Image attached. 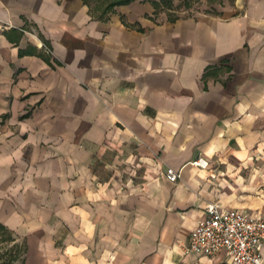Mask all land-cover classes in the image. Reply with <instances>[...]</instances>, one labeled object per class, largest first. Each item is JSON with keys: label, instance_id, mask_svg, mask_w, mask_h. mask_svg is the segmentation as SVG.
<instances>
[{"label": "crops", "instance_id": "0c3cea01", "mask_svg": "<svg viewBox=\"0 0 264 264\" xmlns=\"http://www.w3.org/2000/svg\"><path fill=\"white\" fill-rule=\"evenodd\" d=\"M102 8L0 0V225L18 264H230L184 247L207 203L264 218V0Z\"/></svg>", "mask_w": 264, "mask_h": 264}, {"label": "built area", "instance_id": "2783aa9c", "mask_svg": "<svg viewBox=\"0 0 264 264\" xmlns=\"http://www.w3.org/2000/svg\"><path fill=\"white\" fill-rule=\"evenodd\" d=\"M4 28L0 25V32ZM164 176L168 181L176 182L180 179V171L166 168ZM263 245L264 218L210 202L190 231L184 250L209 257L224 254L230 264H264Z\"/></svg>", "mask_w": 264, "mask_h": 264}, {"label": "rangeland", "instance_id": "374dc122", "mask_svg": "<svg viewBox=\"0 0 264 264\" xmlns=\"http://www.w3.org/2000/svg\"><path fill=\"white\" fill-rule=\"evenodd\" d=\"M102 0H90L91 8L97 5L102 7ZM104 1V0H103ZM102 1V3H104ZM157 2L156 8L160 10H171L174 15H180L185 11L217 13L232 3V0H171L167 5L166 0H151ZM1 232V231H0ZM22 240L14 237L10 232L0 233V264H18L22 259L23 254Z\"/></svg>", "mask_w": 264, "mask_h": 264}, {"label": "trees", "instance_id": "16d2710c", "mask_svg": "<svg viewBox=\"0 0 264 264\" xmlns=\"http://www.w3.org/2000/svg\"><path fill=\"white\" fill-rule=\"evenodd\" d=\"M84 1H87V0H84ZM103 1V0H102ZM102 1H101V3H102ZM130 1H133V0H104L103 2L104 3H102V4H104L102 7V12H101V14H100V18H102L103 17V15L108 11V10H110L113 6H115V5H120V4H124V3H128V2H130ZM152 2V4L154 5V6H157V2H154V1H151ZM166 2H167V5H169L170 4V2H171V0H166ZM0 233L1 234H4L5 235V233H7L8 231L3 227V226H1L0 225ZM11 261H14L13 259L12 260H10V263L9 264H11Z\"/></svg>", "mask_w": 264, "mask_h": 264}]
</instances>
